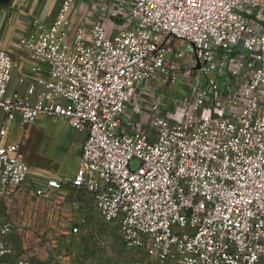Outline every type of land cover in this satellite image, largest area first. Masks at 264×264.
<instances>
[{"label": "built area", "instance_id": "1", "mask_svg": "<svg viewBox=\"0 0 264 264\" xmlns=\"http://www.w3.org/2000/svg\"><path fill=\"white\" fill-rule=\"evenodd\" d=\"M20 46L47 76L8 98L0 48V202L34 181L40 223L0 215V261L15 236L45 255L14 264H67L64 246L94 239L93 218L159 263L264 264V0H62ZM180 72L189 80L170 109ZM15 114L85 134L70 180L33 171L4 141ZM51 200L56 224L38 209Z\"/></svg>", "mask_w": 264, "mask_h": 264}, {"label": "crops", "instance_id": "2", "mask_svg": "<svg viewBox=\"0 0 264 264\" xmlns=\"http://www.w3.org/2000/svg\"><path fill=\"white\" fill-rule=\"evenodd\" d=\"M61 1L0 0V48L12 63L7 89L8 98L14 94H24L27 87L37 78L47 76V69L37 66L28 58L20 46V41L36 32L38 27L48 28L56 16ZM35 89L39 92L40 88L36 86ZM3 124L4 116L0 114V128ZM47 125L43 117L26 125L15 114L8 125L4 141L19 146L20 159L33 171L70 180L79 163L80 147L85 134L69 128L64 123V126L55 123L52 129L47 128ZM34 183L32 180L26 181L15 195L2 200L0 215L26 228L38 227L40 222L38 217H32L30 209L32 205L29 201L35 188ZM38 209L44 210L42 206ZM10 240L14 250L17 249L18 253L23 252L15 236ZM14 263L15 258L11 256L0 261V264Z\"/></svg>", "mask_w": 264, "mask_h": 264}, {"label": "rangeland", "instance_id": "3", "mask_svg": "<svg viewBox=\"0 0 264 264\" xmlns=\"http://www.w3.org/2000/svg\"><path fill=\"white\" fill-rule=\"evenodd\" d=\"M183 76L184 73L180 72L179 79L166 90V93L164 92V101L166 105L170 107V109H173L174 102L181 99L182 94L186 90V81L189 79H185V77ZM41 117L46 120L48 124L47 128L52 129L53 124L55 123H57L58 125H63L60 120L56 119L53 116L40 115L38 118ZM136 164L137 162L134 163V166ZM58 197L60 200H63L67 199L69 196L65 195V192H60L58 194ZM52 198L54 199L55 196H52ZM52 205L53 204L51 200V207L49 208L50 210H48V208H45L42 215H45L47 219L51 221V224H56L55 219L57 218V216L52 214ZM65 216L66 215H64L63 218H65ZM87 222L88 226L96 229L94 233V239H92L93 237H80L74 239L73 242H71L72 239H69L68 244L64 243L63 246L67 244L64 246L65 249L69 251V253H71L67 264H173L170 262L159 263L151 260L139 250L126 249L121 243L118 226L116 224H106L101 222L100 220H94L93 218H90ZM58 223L67 225V223L65 222ZM65 231H67L66 227L60 228L59 233H55L54 239H56V241L58 242H63L65 238L62 235H65ZM31 242L29 240V243H27L28 246H26L25 244L26 253H18V250L16 249L14 250L11 257L17 258L23 255L28 256L29 254L35 256L36 258H40L41 256L43 257L45 255V249L36 245L37 240L34 239V241L32 240Z\"/></svg>", "mask_w": 264, "mask_h": 264}]
</instances>
